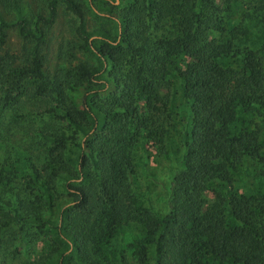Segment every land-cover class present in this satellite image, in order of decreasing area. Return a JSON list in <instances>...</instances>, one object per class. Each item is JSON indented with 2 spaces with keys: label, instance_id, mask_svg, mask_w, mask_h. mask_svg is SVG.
Here are the masks:
<instances>
[{
  "label": "trees",
  "instance_id": "trees-1",
  "mask_svg": "<svg viewBox=\"0 0 264 264\" xmlns=\"http://www.w3.org/2000/svg\"><path fill=\"white\" fill-rule=\"evenodd\" d=\"M111 1L92 0L104 20L88 29L86 0H44V14L0 0V251L15 254L21 237L39 249L20 264H104L101 244L130 223L144 236L136 264H205L207 254L264 264V187L247 192L233 175L254 159L264 176V46L245 50L235 69L218 61L231 39L215 37L239 0ZM58 5L90 59L65 44L47 73ZM10 29L19 56L1 53ZM169 91L185 108L182 165L158 217L131 184L139 139L163 142Z\"/></svg>",
  "mask_w": 264,
  "mask_h": 264
},
{
  "label": "rangeland",
  "instance_id": "rangeland-1",
  "mask_svg": "<svg viewBox=\"0 0 264 264\" xmlns=\"http://www.w3.org/2000/svg\"><path fill=\"white\" fill-rule=\"evenodd\" d=\"M111 2L116 4L118 0ZM23 3L31 13L40 12L44 14L45 12L44 0H23ZM85 4L86 26L90 29L95 22L99 23L104 20L95 15V13L99 16H102L104 13L98 12L92 0H86ZM4 17L8 20L13 19V16L10 14L4 15ZM73 24L74 18L72 14L66 11L63 6L58 5L55 21L49 28L47 36L49 38V45L46 50L48 60L43 68L47 73H52V71L59 67L58 52L61 46L65 44L74 49L73 53L77 58L90 59L89 54L83 53L74 46L76 38L72 32ZM223 29V33L220 35L215 34V37L218 40L231 39L232 46L230 52L218 61L224 66L240 69L242 55L245 50L262 48L264 46V0H239V4L233 6L229 11L228 17L225 18ZM95 37V35H92L89 40ZM21 46L22 40L20 36L16 30L10 29L8 30L6 42L1 53L7 52L19 56L21 54ZM75 61L76 59H73L72 62L74 63ZM29 85L28 83L26 89ZM167 93L168 107L163 142L154 149L150 147L152 142L144 138L139 139L134 151L136 174L131 184V194L136 199V202L158 217L162 216L166 211L172 177L180 170L182 165L180 132L185 125V108L180 98L178 95H169L171 91ZM9 108L10 105L3 109L5 116L9 115ZM252 118V116L250 118L245 117L246 121L244 124L250 123ZM254 118L255 121H260V118ZM260 126L262 127L261 132L264 135L263 121L260 122ZM19 137L16 135L9 139L14 143L20 144L21 140ZM34 154L37 156L38 152H34ZM259 169L260 164L254 159H245L239 163L233 175L237 184L247 192L254 190L260 192L264 187V176L260 174ZM24 174L18 170L17 179L23 177ZM20 181H23L22 178ZM62 184L64 183L59 182L56 184L57 192L54 195L56 206H61V208L69 204L70 198L63 191ZM143 238V234L136 230L132 224L123 225L119 231L101 244V254L99 256L101 262L104 264H136L135 251L141 243H144ZM21 239V237L15 239V245L18 246L22 243V247L15 254H7L5 251H0V264H20L29 254L38 251L39 247L37 245L31 243L25 244L21 242ZM148 252V256L151 259V249H148ZM203 262L205 264H239L232 259H220L209 254L203 256ZM149 264L154 263L150 262Z\"/></svg>",
  "mask_w": 264,
  "mask_h": 264
}]
</instances>
